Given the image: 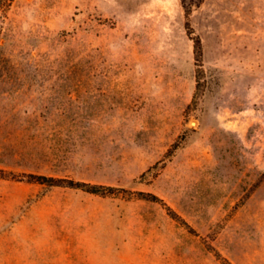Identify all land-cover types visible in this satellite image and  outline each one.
Here are the masks:
<instances>
[{
	"label": "rangeland",
	"instance_id": "1",
	"mask_svg": "<svg viewBox=\"0 0 264 264\" xmlns=\"http://www.w3.org/2000/svg\"><path fill=\"white\" fill-rule=\"evenodd\" d=\"M0 264H264V0H14Z\"/></svg>",
	"mask_w": 264,
	"mask_h": 264
},
{
	"label": "trees",
	"instance_id": "2",
	"mask_svg": "<svg viewBox=\"0 0 264 264\" xmlns=\"http://www.w3.org/2000/svg\"><path fill=\"white\" fill-rule=\"evenodd\" d=\"M14 3V0H0V38L2 36L5 24L9 17V12L12 8V5ZM32 178H36L37 180H46L52 183L54 179L53 178H47V177H37L35 175H31ZM72 186L82 188L84 191L94 194H100L105 195L107 192L114 191V187H106L103 185H89L87 183H71ZM157 198V197H154Z\"/></svg>",
	"mask_w": 264,
	"mask_h": 264
}]
</instances>
